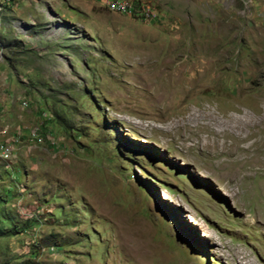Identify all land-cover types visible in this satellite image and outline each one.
Returning <instances> with one entry per match:
<instances>
[{
    "label": "rangeland",
    "instance_id": "374dc122",
    "mask_svg": "<svg viewBox=\"0 0 264 264\" xmlns=\"http://www.w3.org/2000/svg\"><path fill=\"white\" fill-rule=\"evenodd\" d=\"M108 1L0 0V264H264V0Z\"/></svg>",
    "mask_w": 264,
    "mask_h": 264
},
{
    "label": "bare ground",
    "instance_id": "6f19581e",
    "mask_svg": "<svg viewBox=\"0 0 264 264\" xmlns=\"http://www.w3.org/2000/svg\"><path fill=\"white\" fill-rule=\"evenodd\" d=\"M139 5V4H138ZM137 6V5H136ZM135 5H132L131 3L126 2L125 0H109L107 3V7L112 10V11H118L120 13H125V14H134L135 15V11L136 13H139L138 15H140L141 18L144 19L145 16V11L149 12L150 14L152 13L150 11V9H137ZM152 15V14H151ZM153 19V18H152ZM202 111V110H201ZM202 116V115H201ZM190 115L188 116V120L191 121L190 119ZM194 117V116H193ZM211 117V116H210ZM186 118L182 119V118H177L176 120H173L171 122L172 125H179V126H183L186 124ZM259 121V120H258ZM241 122V121H240ZM254 123V122H253ZM242 124V122H241ZM236 126V125H235ZM241 127V125H238ZM176 127V126H175Z\"/></svg>",
    "mask_w": 264,
    "mask_h": 264
},
{
    "label": "crops",
    "instance_id": "0c3cea01",
    "mask_svg": "<svg viewBox=\"0 0 264 264\" xmlns=\"http://www.w3.org/2000/svg\"><path fill=\"white\" fill-rule=\"evenodd\" d=\"M26 5L33 7V9H35L37 11V14L39 16H42V18L44 19L43 21L45 23L50 22L48 19L49 16L57 17V15L51 11V8L49 5H42L39 3H31V2H27ZM29 39H30L29 37H24V39H22V42L25 45L29 46L28 49H32V50L35 49V50H38V52H39L40 49L37 48L35 45H32L30 43ZM36 56L38 58L36 60V61H38L37 64L40 65V68H42V69H44L45 67H48L50 65V60L53 58V57H51V58L47 59V58L39 57L40 56L39 54H37ZM61 67H65V66L61 65Z\"/></svg>",
    "mask_w": 264,
    "mask_h": 264
},
{
    "label": "built area",
    "instance_id": "2783aa9c",
    "mask_svg": "<svg viewBox=\"0 0 264 264\" xmlns=\"http://www.w3.org/2000/svg\"><path fill=\"white\" fill-rule=\"evenodd\" d=\"M145 19H152V15L149 13V12H146L145 11V16H144Z\"/></svg>",
    "mask_w": 264,
    "mask_h": 264
},
{
    "label": "trees",
    "instance_id": "16d2710c",
    "mask_svg": "<svg viewBox=\"0 0 264 264\" xmlns=\"http://www.w3.org/2000/svg\"><path fill=\"white\" fill-rule=\"evenodd\" d=\"M213 259H215L214 257H213ZM219 263L221 264V262L219 261Z\"/></svg>",
    "mask_w": 264,
    "mask_h": 264
},
{
    "label": "clouds",
    "instance_id": "9594fccd",
    "mask_svg": "<svg viewBox=\"0 0 264 264\" xmlns=\"http://www.w3.org/2000/svg\"><path fill=\"white\" fill-rule=\"evenodd\" d=\"M54 247V246H53Z\"/></svg>",
    "mask_w": 264,
    "mask_h": 264
}]
</instances>
